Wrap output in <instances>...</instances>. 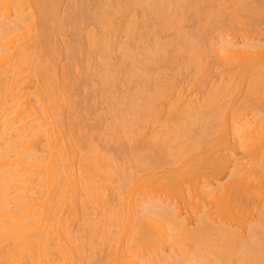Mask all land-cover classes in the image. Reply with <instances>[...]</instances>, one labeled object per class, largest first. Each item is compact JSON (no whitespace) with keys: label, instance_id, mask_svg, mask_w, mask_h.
<instances>
[{"label":"bare ground","instance_id":"6f19581e","mask_svg":"<svg viewBox=\"0 0 264 264\" xmlns=\"http://www.w3.org/2000/svg\"><path fill=\"white\" fill-rule=\"evenodd\" d=\"M0 264H264V0H0Z\"/></svg>","mask_w":264,"mask_h":264},{"label":"rangeland","instance_id":"374dc122","mask_svg":"<svg viewBox=\"0 0 264 264\" xmlns=\"http://www.w3.org/2000/svg\"><path fill=\"white\" fill-rule=\"evenodd\" d=\"M261 25L263 26V24H261ZM261 25H260V26H261ZM262 26H261V27H262Z\"/></svg>","mask_w":264,"mask_h":264}]
</instances>
